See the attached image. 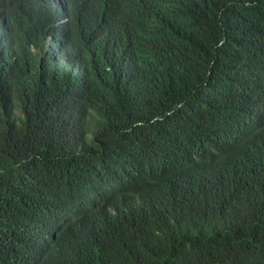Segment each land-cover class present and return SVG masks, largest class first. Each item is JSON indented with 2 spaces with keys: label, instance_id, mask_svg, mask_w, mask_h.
Wrapping results in <instances>:
<instances>
[{
  "label": "trees",
  "instance_id": "obj_1",
  "mask_svg": "<svg viewBox=\"0 0 264 264\" xmlns=\"http://www.w3.org/2000/svg\"><path fill=\"white\" fill-rule=\"evenodd\" d=\"M0 264H264V0H0Z\"/></svg>",
  "mask_w": 264,
  "mask_h": 264
}]
</instances>
